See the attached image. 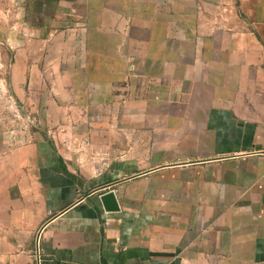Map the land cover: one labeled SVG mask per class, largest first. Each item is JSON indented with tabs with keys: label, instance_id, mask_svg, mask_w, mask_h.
<instances>
[{
	"label": "crops",
	"instance_id": "crops-1",
	"mask_svg": "<svg viewBox=\"0 0 264 264\" xmlns=\"http://www.w3.org/2000/svg\"><path fill=\"white\" fill-rule=\"evenodd\" d=\"M0 27V264H264V0H0Z\"/></svg>",
	"mask_w": 264,
	"mask_h": 264
},
{
	"label": "rangeland",
	"instance_id": "rangeland-1",
	"mask_svg": "<svg viewBox=\"0 0 264 264\" xmlns=\"http://www.w3.org/2000/svg\"><path fill=\"white\" fill-rule=\"evenodd\" d=\"M3 30H4V28L0 27V32H3ZM17 34H19V33H17ZM17 43L20 44V42H17ZM15 46H16V45H15ZM1 49L4 50L3 48L0 47V50H1ZM15 49H18V47H17V48L15 47ZM4 70H5V68L2 69V72H3V73H2V74L0 73V82H1V81H4V82H7V83L9 84V71H8V72H5ZM6 97H7L8 99H10L11 97H13L12 94H11V91H10V90H8L7 92H5V91H2V92H1V91H0V114H2L3 116L5 115L6 111H8V113H11L9 107H8V108H5L4 105L1 106L2 100L5 99ZM14 101H15V103H14V108L11 109V111H12V113H14V115H17V114H18L17 110L21 112V106H20L19 104L16 103V101H17V97H16V95H14ZM16 123H17V122H16ZM14 124H15V123H14ZM4 125H5V124H3L2 122H0V127H1V126H4ZM15 125H17V127L20 126L19 123H18V124H15ZM30 126H31V127L33 126L32 123H30Z\"/></svg>",
	"mask_w": 264,
	"mask_h": 264
},
{
	"label": "water",
	"instance_id": "water-1",
	"mask_svg": "<svg viewBox=\"0 0 264 264\" xmlns=\"http://www.w3.org/2000/svg\"><path fill=\"white\" fill-rule=\"evenodd\" d=\"M99 199L106 212L116 213L120 211L121 208L114 191L102 194Z\"/></svg>",
	"mask_w": 264,
	"mask_h": 264
}]
</instances>
